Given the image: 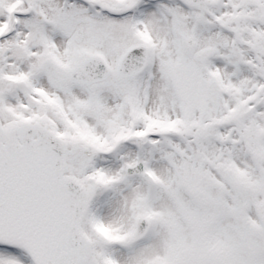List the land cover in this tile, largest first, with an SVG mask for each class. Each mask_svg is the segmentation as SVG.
Wrapping results in <instances>:
<instances>
[{
	"label": "rangeland",
	"instance_id": "obj_1",
	"mask_svg": "<svg viewBox=\"0 0 264 264\" xmlns=\"http://www.w3.org/2000/svg\"><path fill=\"white\" fill-rule=\"evenodd\" d=\"M19 1L0 0V26L11 15L6 7L34 11L27 20L14 17L19 34L0 42V119L5 129L39 122L67 133L58 106L80 122L79 133L100 137L98 143L79 141L67 170L90 194L86 264H264V220L255 210L264 200V95L259 105L252 103L264 89V0H212L199 7L188 0H85L79 11L64 0L61 8ZM100 7L129 10L128 16L115 22ZM191 36L199 48H214L207 64L193 59L186 45ZM136 46L150 53L141 77L124 78L116 68L97 89L71 80L99 51L119 64ZM13 51L22 60L18 75L8 64ZM8 76L13 81L5 82ZM26 76L34 78L38 95L23 84ZM115 102L121 110L129 106L140 125L151 123L146 153L143 139L129 148L117 137L124 130L111 117ZM181 153L200 165V182H186ZM139 161L152 182L127 176ZM141 215L152 224L143 241L135 235ZM221 218L227 221L219 224ZM253 226L260 235H253ZM0 264L34 263L21 248L0 244Z\"/></svg>",
	"mask_w": 264,
	"mask_h": 264
},
{
	"label": "water",
	"instance_id": "obj_2",
	"mask_svg": "<svg viewBox=\"0 0 264 264\" xmlns=\"http://www.w3.org/2000/svg\"><path fill=\"white\" fill-rule=\"evenodd\" d=\"M193 41L189 47L195 46ZM212 52L201 50L195 59L205 61ZM147 62V50L134 48L121 59L119 74L137 76ZM109 72L106 60L94 56L72 78L91 84L103 81ZM65 153L64 142L41 127L24 125L5 133L0 122V241L22 246L36 264H85L89 255L82 232L89 196L73 178H64ZM182 158L188 180L200 179L190 158ZM128 174L149 177L143 164ZM149 229V222L139 218L137 236L143 239Z\"/></svg>",
	"mask_w": 264,
	"mask_h": 264
},
{
	"label": "flooded vegetation",
	"instance_id": "obj_3",
	"mask_svg": "<svg viewBox=\"0 0 264 264\" xmlns=\"http://www.w3.org/2000/svg\"><path fill=\"white\" fill-rule=\"evenodd\" d=\"M44 1H46V0H44ZM20 1L19 0H9V2H8V5H11V6H13V5H15L16 3H19ZM8 8H10V7H8ZM9 10L7 9V7H6V9H5V13H7ZM8 14H6V16H7ZM1 29H3V26L1 25L0 26V30ZM12 34H14V33H12ZM10 35V37H9V39H11V38H13V37H15V36H13V35ZM8 38L7 39H4V41L5 40H9ZM12 49L14 48V47H11ZM38 49H39V47L38 46H36L35 44H32L31 45V51L32 52H34V51H38ZM4 52H3V50H0V59H4ZM10 62L11 63H8L10 66H13V68H12V71H13V73L14 74H16V75H18L19 73L17 72V70H18V66L21 64V62H22V60L20 59V57L17 55V53H16V51H13V52H10ZM34 60V58H32V60L31 61H33ZM39 60V59H38ZM1 63H3L2 61H0V64ZM12 63H14L16 66H14ZM11 78H13V76H8L6 79L7 80H5V82H8V80L9 81H11ZM47 78H48V76H47ZM32 80L30 81V84L31 85H34L35 84V80H34V78H31ZM62 80H60V82H61ZM43 83H46L48 86H49V83L47 82V81H45V82H43ZM42 83V84H43ZM28 88V87H27ZM97 89V88H96ZM54 93H58V91L56 90V89H54V90H52ZM33 94H37V93H34V92H32ZM38 95V94H37ZM52 97H53V99H54V94L52 95ZM48 98H50V96H48ZM50 100H51V98H50ZM114 100H110V102H113ZM62 106H64V105H62ZM113 107V108H112ZM114 109H115V105H114V103H111V105H109V110L112 112V114H111V116L114 114ZM55 110H57V115H59V117H57V118H59V120H60V124L62 125V127L66 130V132L67 133H65L64 131L63 132H61L62 133V135L64 136V138H65V141H66V144H67V149H68V160L70 161V163L72 162H74L73 161V159H70L71 157V149H73V150H76V148L75 147H77V146H79V144H78V142L79 141H85V140H87V141H89V142H91V143H95L94 142V140L95 139H98L99 138V136H98V134L96 133V134H89L88 136H86V135H82L81 133H79V127H78V124H80V122H75V120H74V117H70V116H68V113H67V110L65 109V111L63 112L60 108H57L56 107V109ZM52 117L55 119V115H52ZM62 117L64 118V120H62ZM87 117V116H86ZM111 119V118H110ZM68 120H72V123H69V121ZM53 122H56V120L54 121L53 120ZM146 123V122H145ZM63 130V129H62ZM140 148L142 149V151L144 152V153H146L147 152V150L146 149H148V145H147V142H146V139L144 138L143 139V141L140 143Z\"/></svg>",
	"mask_w": 264,
	"mask_h": 264
},
{
	"label": "bare ground",
	"instance_id": "obj_4",
	"mask_svg": "<svg viewBox=\"0 0 264 264\" xmlns=\"http://www.w3.org/2000/svg\"><path fill=\"white\" fill-rule=\"evenodd\" d=\"M49 4H53L55 7L61 8L62 1H61V0H58V1L51 0ZM78 11H79V10H78ZM59 13H60V12H59ZM154 17H155L156 21H159V15H158V14H154ZM123 19H124V18H116V17H114L115 22H120V23H122L121 21H122ZM86 24H87V23H84V24L80 25L78 28L83 29L84 26H85ZM142 27H143V26H142ZM142 27H141V28L139 27V29L142 30ZM104 36H105V35H104ZM105 37H106V36H105ZM98 54L101 55V56H103V57H105V55H104V53H103L102 51H99ZM106 59H107V58H106ZM107 60H108V62H109V65H110L111 69L114 71L115 68H116V66H117V63H118V62H117V61H113V60H109V59H107ZM112 108H113V107H112Z\"/></svg>",
	"mask_w": 264,
	"mask_h": 264
}]
</instances>
